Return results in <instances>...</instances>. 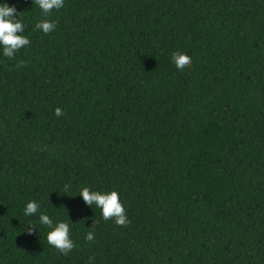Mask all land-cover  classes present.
Returning <instances> with one entry per match:
<instances>
[{
	"label": "trees",
	"instance_id": "obj_1",
	"mask_svg": "<svg viewBox=\"0 0 264 264\" xmlns=\"http://www.w3.org/2000/svg\"><path fill=\"white\" fill-rule=\"evenodd\" d=\"M5 3L30 44L0 46V264H264V0ZM40 214L69 223L67 256Z\"/></svg>",
	"mask_w": 264,
	"mask_h": 264
},
{
	"label": "clouds",
	"instance_id": "obj_2",
	"mask_svg": "<svg viewBox=\"0 0 264 264\" xmlns=\"http://www.w3.org/2000/svg\"><path fill=\"white\" fill-rule=\"evenodd\" d=\"M42 13L47 16L53 9L59 10L64 6V0H33ZM17 9L14 6H9L7 3L0 5V46L3 49V55L8 58H14L15 54L24 46L30 44L27 36L18 33H24L25 24L22 19L17 18ZM57 23L50 20H40L36 22L35 29L41 30L45 34H49L55 30ZM171 59L176 68L180 71H185L191 67V58L180 52H173ZM23 61L20 62L21 66ZM64 113L61 108L55 109L57 117ZM69 185H65V191L69 189ZM79 196H82L84 202L88 206L96 205L101 210L102 218L113 220L117 226H127L130 221L127 218L125 208L120 201L117 191L101 192L90 190L89 187H82ZM40 205L36 201H30L24 208L25 216H33L39 212ZM39 223L47 226L50 230L47 232V243L55 248L61 254L67 256L76 247L71 239V229L69 223L57 222L53 224V220L47 214L39 215ZM99 223L94 221V225L86 234V240L91 242L94 239L93 229ZM35 224H30L28 233L33 234L36 230ZM91 259V258H90Z\"/></svg>",
	"mask_w": 264,
	"mask_h": 264
}]
</instances>
